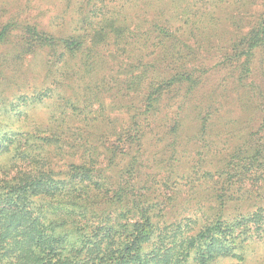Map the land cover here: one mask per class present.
<instances>
[{
  "label": "trees",
  "instance_id": "trees-1",
  "mask_svg": "<svg viewBox=\"0 0 264 264\" xmlns=\"http://www.w3.org/2000/svg\"><path fill=\"white\" fill-rule=\"evenodd\" d=\"M77 1L81 5L71 8L73 25L62 28L63 36L27 15L29 8L0 24V44L15 37L17 57L36 48L53 54L45 63L53 87L78 85L75 97L65 91L60 96L59 117L36 120L27 114L25 128L13 127L12 102L1 105L9 116L0 121V264H264V196L253 197L264 190V87L255 81L261 75L255 57L264 49V0L247 6L240 0L230 30L224 22L200 20L206 25L196 41L181 25L153 23L141 29L135 21L139 15L113 9L110 0ZM133 23L137 37L131 40L145 47L153 40L146 61L141 49L134 54L137 59L127 60ZM225 38L230 39L224 41L223 62L241 72L233 76L242 87L240 105L247 109L254 102L261 113L258 136L246 148L232 144L226 157L204 170L210 188L205 191L200 184L205 195L192 197L179 212L167 178L162 177L159 194L147 185L142 138L149 133L167 141L160 146L164 150H175L183 122L182 105L172 107L174 93L193 88L199 78L194 62L205 56L191 48L206 46L210 53ZM111 44L124 45L121 62L136 71L117 85V112L105 119L103 93L83 89L89 80L105 79L98 47ZM85 46L91 53H83ZM44 90L34 88L19 99L33 104L51 97L54 88ZM95 103L94 112L87 111ZM209 104L184 108L194 114L202 136L212 128ZM117 156L124 163L112 165Z\"/></svg>",
  "mask_w": 264,
  "mask_h": 264
},
{
  "label": "rangeland",
  "instance_id": "rangeland-1",
  "mask_svg": "<svg viewBox=\"0 0 264 264\" xmlns=\"http://www.w3.org/2000/svg\"><path fill=\"white\" fill-rule=\"evenodd\" d=\"M252 1L259 0H244L246 6L252 4ZM238 4H240V0H177V2H173V0H110L113 9L130 13L133 17L139 15L135 21L141 23V29L148 27V25L151 27L153 23H160L162 26L171 25V27L178 25V28L182 26V30L192 31L191 41L198 40V33L206 25L205 22H199L200 20L212 19L220 25L224 22L226 25L223 26L230 30V24L233 20L231 15L239 12L234 10ZM80 5L81 3L77 0H0V16L2 19L0 24L4 17L14 15L17 11L25 15L23 9L29 8L27 15L31 17L36 15V21H39L44 28L49 29V33L54 36H63L66 33L63 32L62 28L73 25L71 8ZM172 12H181L183 17L177 18ZM134 24L131 25V34L127 39V43L132 44L129 46L128 51L131 56L127 60L136 57L138 50L141 49L144 55L142 57L146 61L145 57L152 53L153 46L151 44L153 40L147 42V47L143 44L137 45L131 40L137 37L133 33ZM228 39L230 38L220 39L218 41L219 45L211 47L210 53L206 51V46L191 48L199 55L205 56L199 57L194 62V65H196L194 67L198 70L196 74L199 78L193 84V88L189 91L179 88L174 93L172 107L175 110L178 105H182L178 111L183 122L182 128L176 132L174 138L176 140L175 150L172 153L164 150L160 146H164L167 141L156 139L149 133H146L142 138L141 162L143 164L142 171L148 173L147 185H151L154 193L159 194L160 190L157 189L162 184V177L167 178V184L171 188L173 197L171 203L175 204L174 208L179 212L188 207L192 197L194 200L201 195H205L200 190V184L205 191L210 188V177L203 176L204 170L209 169L212 163H218L223 156L226 157V153L231 150L232 144L239 143L242 145L243 143V147H248L250 139L254 140L258 136L256 131L261 123V113L254 102L249 101V108L247 109L240 105L239 100L243 99L240 97L242 87L234 82L233 76L240 75L241 72L236 69L237 67L230 68L227 66V62H223L228 50L227 42L224 41ZM84 44L86 45L85 40ZM98 44L101 45V42ZM197 44L199 43L197 42ZM15 45L16 38L11 35L3 44H0L2 69L0 74V121L1 119L8 120L9 114H6L4 109L1 108L2 103L6 104L8 102H12L13 110L10 115L13 119V125H16L13 127L25 128L27 114L31 115L30 119L36 117L47 118L50 117V114L59 117L62 99L60 96L64 95L65 91L68 93L66 95L75 97L73 87L78 85L75 83L69 88L58 85L53 87L51 84L52 75L48 77L45 65L52 53L46 52L44 48H36L32 52L25 53L23 58H19L17 57L18 49L14 47ZM123 46L111 44L110 46L98 47L102 58L100 67L104 69L105 79L101 80L103 82H99V77L95 81L89 80L90 86L83 89L87 92L103 93L105 106L102 114L105 119L113 117L112 115L117 112V104H119L117 85L122 79L129 76L132 70L133 72L136 71L134 67L129 66V63H126L127 65L122 64L120 55ZM83 51V53H91L86 46ZM255 60L256 67L261 74L258 75L255 81L258 84L263 83L262 87H264V49L256 55ZM173 68L178 67L173 66ZM91 72L94 73L93 70ZM254 76L255 73H253ZM82 86H85L84 83ZM46 87L54 88L51 97L50 95L44 96L42 100L33 104H29L27 99H19L21 96L28 97L33 93L34 88L38 92L42 90L46 92L44 90ZM210 101L212 109L208 114H212L209 117L213 119L212 128L210 132L202 136V132L199 133L195 127L194 114L191 116L189 110L186 111L184 108H190L191 111L195 106L205 109L210 106ZM97 106L98 104L95 103L87 111L94 112L93 110ZM61 110H65V106ZM69 110L67 108L65 110L67 115L70 113ZM36 120L40 119L36 118ZM246 123H248V126ZM117 162H119V165L124 163L119 156L115 158L112 165ZM211 170V172L214 171V169ZM190 176H192L191 179H189ZM212 180L215 181V178ZM245 184L247 187L248 182H245ZM260 191L263 192V195L259 193ZM249 193L251 192L249 191ZM255 194L262 197L264 196V190L254 191L253 197ZM248 197L251 196H246V198Z\"/></svg>",
  "mask_w": 264,
  "mask_h": 264
}]
</instances>
